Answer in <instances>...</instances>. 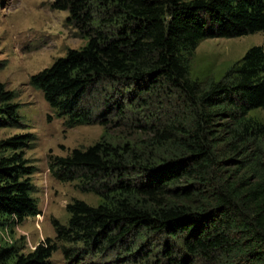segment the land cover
Instances as JSON below:
<instances>
[{
    "label": "trees",
    "instance_id": "obj_1",
    "mask_svg": "<svg viewBox=\"0 0 264 264\" xmlns=\"http://www.w3.org/2000/svg\"><path fill=\"white\" fill-rule=\"evenodd\" d=\"M52 8L69 13L65 24L86 43L29 84L66 128L104 131L87 148L50 156L49 171L98 203L69 202L68 221L53 220L56 236L25 251V236L12 234L41 213L37 167L25 154L36 138L1 139L0 227L9 239L0 237V264H51L79 245L88 253L117 245L121 264H264V45L219 78L191 76L202 40L264 31V0H53ZM99 85L113 89L96 92L101 109L88 100ZM15 98L0 83V127L20 126Z\"/></svg>",
    "mask_w": 264,
    "mask_h": 264
},
{
    "label": "rangeland",
    "instance_id": "obj_2",
    "mask_svg": "<svg viewBox=\"0 0 264 264\" xmlns=\"http://www.w3.org/2000/svg\"><path fill=\"white\" fill-rule=\"evenodd\" d=\"M53 0H0V83L14 91V103H19L21 120L18 127H0V140L33 133L35 146L25 149L26 157L37 167L33 179L37 187L41 213L29 217L14 227L12 236H25V251L33 250L42 239L54 238L53 220L68 221L67 204L74 199L98 203L93 193H85L76 181L65 182L52 177L49 158L66 157L75 148H87L100 140L104 127L94 123L66 128L64 120L55 115L43 93L29 84L31 75L40 72L69 49H79L86 40L77 35V30L66 23L69 13L52 8ZM253 45H264V31L236 38L204 39L192 56V77L222 75L227 67L239 60ZM94 91V90H93ZM105 90L88 96L95 108L104 107L103 97H95ZM115 98L118 93H115ZM94 98V99H93ZM9 229L0 227V237ZM81 248H78L80 247ZM77 246L72 258L58 250L50 259L51 264H121L126 254L117 245L103 253H88ZM75 251V252H76ZM129 264V263H128Z\"/></svg>",
    "mask_w": 264,
    "mask_h": 264
},
{
    "label": "built area",
    "instance_id": "obj_3",
    "mask_svg": "<svg viewBox=\"0 0 264 264\" xmlns=\"http://www.w3.org/2000/svg\"><path fill=\"white\" fill-rule=\"evenodd\" d=\"M6 230L8 229V228H5ZM4 237H5V239L8 237V239H9V234H8V231L6 232V235H3ZM11 241H12V239H11ZM10 241V242H11Z\"/></svg>",
    "mask_w": 264,
    "mask_h": 264
},
{
    "label": "clouds",
    "instance_id": "obj_4",
    "mask_svg": "<svg viewBox=\"0 0 264 264\" xmlns=\"http://www.w3.org/2000/svg\"><path fill=\"white\" fill-rule=\"evenodd\" d=\"M6 228H7V227H6ZM3 237H4V236H3ZM4 239H5V237H4ZM11 239H12V238H11ZM13 241H14V239H12V241H11V242L13 243ZM11 242H10V243H11ZM61 251H62V250H61ZM62 253H63V252H62Z\"/></svg>",
    "mask_w": 264,
    "mask_h": 264
}]
</instances>
